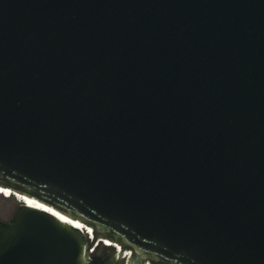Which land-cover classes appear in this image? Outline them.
I'll use <instances>...</instances> for the list:
<instances>
[{
  "label": "water",
  "instance_id": "95a60500",
  "mask_svg": "<svg viewBox=\"0 0 264 264\" xmlns=\"http://www.w3.org/2000/svg\"><path fill=\"white\" fill-rule=\"evenodd\" d=\"M0 188V264H264V0H0Z\"/></svg>",
  "mask_w": 264,
  "mask_h": 264
},
{
  "label": "rangeland",
  "instance_id": "374dc122",
  "mask_svg": "<svg viewBox=\"0 0 264 264\" xmlns=\"http://www.w3.org/2000/svg\"><path fill=\"white\" fill-rule=\"evenodd\" d=\"M7 193V192H6ZM2 197H5L0 189V219L2 220H8L11 215L13 214L14 210L17 207L18 204V198L15 196H6L9 197V200H4ZM105 242V241H104ZM102 242L103 245L107 242ZM110 245H113L112 249H110V264H125L126 258H117V247L114 244L109 243ZM96 253V250H95ZM125 255V253L123 254Z\"/></svg>",
  "mask_w": 264,
  "mask_h": 264
},
{
  "label": "bare ground",
  "instance_id": "6f19581e",
  "mask_svg": "<svg viewBox=\"0 0 264 264\" xmlns=\"http://www.w3.org/2000/svg\"><path fill=\"white\" fill-rule=\"evenodd\" d=\"M1 189V191H2V193L3 194H9L10 193V191L9 190H7V189H4V188H0ZM7 192V193H6ZM9 195H12V193H10ZM16 198H18L19 200H22V198L23 197H21L19 194H16V195H14ZM27 199V201L29 202V203H31V202H33V200H29L28 198H26ZM53 212H55V211H53ZM56 213V212H55ZM57 214V213H56ZM59 215V214H58ZM59 216H61V215H59ZM63 219H65V220H68L69 221V219H67V218H65V217H63V216H61ZM73 224H75L76 226H79V227H81V228H83V225L82 224H80L79 222H73ZM108 240H105V242H107ZM110 242V241H109ZM109 242H107V244H109ZM111 244H113L112 242H111ZM110 245V244H109ZM116 247H117V250L118 251H120V246L119 245H116V244H114ZM118 251H116V252H118ZM125 253V257L127 256V254H128V251H126V252H124ZM123 253V254H124Z\"/></svg>",
  "mask_w": 264,
  "mask_h": 264
},
{
  "label": "flooded vegetation",
  "instance_id": "af4514ba",
  "mask_svg": "<svg viewBox=\"0 0 264 264\" xmlns=\"http://www.w3.org/2000/svg\"><path fill=\"white\" fill-rule=\"evenodd\" d=\"M104 241H102V242H104ZM107 242H109V241H107ZM109 243H111V242H109ZM105 245H109V244L105 243ZM105 245H103V243H102L100 246H98L96 248V254H98V255H106V257H107V261L106 262H107V264H110V249H112V247H106Z\"/></svg>",
  "mask_w": 264,
  "mask_h": 264
},
{
  "label": "built area",
  "instance_id": "2783aa9c",
  "mask_svg": "<svg viewBox=\"0 0 264 264\" xmlns=\"http://www.w3.org/2000/svg\"><path fill=\"white\" fill-rule=\"evenodd\" d=\"M95 246H96V244L91 248V252H93V253H94L95 250H96V249H95ZM124 256H125V255H124ZM126 257H127V256H126Z\"/></svg>",
  "mask_w": 264,
  "mask_h": 264
},
{
  "label": "trees",
  "instance_id": "16d2710c",
  "mask_svg": "<svg viewBox=\"0 0 264 264\" xmlns=\"http://www.w3.org/2000/svg\"><path fill=\"white\" fill-rule=\"evenodd\" d=\"M9 196H12V195H9ZM4 200H9L10 198L9 197H2Z\"/></svg>",
  "mask_w": 264,
  "mask_h": 264
}]
</instances>
